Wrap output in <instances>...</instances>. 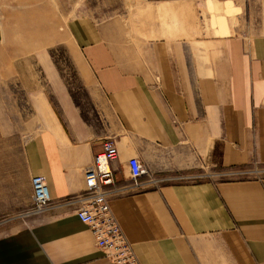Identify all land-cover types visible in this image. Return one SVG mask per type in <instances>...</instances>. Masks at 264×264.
<instances>
[{
    "label": "crops",
    "instance_id": "crops-1",
    "mask_svg": "<svg viewBox=\"0 0 264 264\" xmlns=\"http://www.w3.org/2000/svg\"><path fill=\"white\" fill-rule=\"evenodd\" d=\"M178 1L161 4L189 16ZM184 1H203L218 28L219 37L198 38V51L172 35L133 38L116 19L68 23L89 111L50 54L29 64L0 51V264H113L75 207L16 216L31 205L36 175L56 201L80 195L107 139L117 186L130 187V158L159 180L109 201L140 264H264V176L215 177L264 167V0ZM232 21L240 29L231 34Z\"/></svg>",
    "mask_w": 264,
    "mask_h": 264
},
{
    "label": "rangeland",
    "instance_id": "rangeland-1",
    "mask_svg": "<svg viewBox=\"0 0 264 264\" xmlns=\"http://www.w3.org/2000/svg\"><path fill=\"white\" fill-rule=\"evenodd\" d=\"M162 1L0 0V19L4 25L5 38L0 51L14 53L15 57H22L23 62L29 64L33 63V58L40 54H50L69 88L73 90V94L89 111L87 94L77 80L67 49V26L72 19L90 17L99 22L116 19L120 22L123 31L133 38L154 40L172 35L191 43L195 42L196 51L201 45L196 41L203 36L219 37L213 15H209L201 8L203 1L179 0L175 4L191 8L192 12L189 16L173 14L168 9L171 4H161ZM225 4L234 7L238 3ZM231 25V34L240 29V27L233 28V21ZM61 41L63 43H60ZM27 68L30 69V74L38 75L39 82L44 84L40 66L32 64Z\"/></svg>",
    "mask_w": 264,
    "mask_h": 264
},
{
    "label": "built area",
    "instance_id": "built-area-1",
    "mask_svg": "<svg viewBox=\"0 0 264 264\" xmlns=\"http://www.w3.org/2000/svg\"><path fill=\"white\" fill-rule=\"evenodd\" d=\"M118 160V151L113 140L102 143L101 151L94 155L92 163L84 170V190L78 196L61 200L52 199L46 178L36 175L31 178V205L16 215L28 219L58 206L75 207L78 220L87 225L98 248L105 251L113 264H140L109 207L111 198L128 191L153 187L159 181L137 158L127 161L130 187L117 186L112 163ZM264 176V167L238 169L215 174L217 179ZM181 181L197 180L196 176H184Z\"/></svg>",
    "mask_w": 264,
    "mask_h": 264
}]
</instances>
